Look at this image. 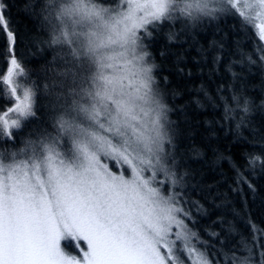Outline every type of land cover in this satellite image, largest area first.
Wrapping results in <instances>:
<instances>
[{"label":"snow or ice","instance_id":"1","mask_svg":"<svg viewBox=\"0 0 264 264\" xmlns=\"http://www.w3.org/2000/svg\"><path fill=\"white\" fill-rule=\"evenodd\" d=\"M41 11L62 63L42 85L51 97L46 126L30 132L23 147L0 152V264H220L217 254L224 264H256L257 249L264 264V228L250 220L251 239L236 244L231 225L203 240L186 223L190 213L172 190L181 183L170 150L172 109L145 43L165 22L195 25L228 12L264 41V0H120L115 7L46 0ZM0 31L7 56L0 85L14 101L0 111V140L15 143L36 118L41 85L17 59L18 33L3 11ZM220 99L227 119L235 109ZM231 101L249 111L246 97Z\"/></svg>","mask_w":264,"mask_h":264},{"label":"trees","instance_id":"2","mask_svg":"<svg viewBox=\"0 0 264 264\" xmlns=\"http://www.w3.org/2000/svg\"><path fill=\"white\" fill-rule=\"evenodd\" d=\"M96 2L115 7L120 0ZM45 3L0 0L4 6L0 11L10 29L18 33L15 55L30 80L41 85L36 118L26 124L15 143L0 140V151L23 147L30 132L46 126L51 97L42 85L52 80L62 62L61 50L48 43L51 29L41 11ZM145 43L157 65L154 74L164 102L172 109L170 150L176 160L173 171L181 180L172 190L182 195L178 206L190 213L186 223L203 240H210L211 233L222 232L229 225L237 232L231 237L232 244L241 236L251 239L249 220L264 228V61L260 60L264 53L258 51L264 47L263 41L238 14L228 12L195 25L184 20L165 22ZM5 49L0 31V76L7 67ZM249 57L255 63H250ZM205 92L213 98L211 102L206 101ZM233 94L241 97V104L245 97L250 101L247 113L236 108ZM221 96L235 109L227 119ZM13 103L6 86L0 85V111ZM253 157L262 159L250 163ZM158 179L166 180L163 175ZM211 243L216 249L221 247L214 238ZM217 256L224 264L223 257ZM255 261L259 264V249Z\"/></svg>","mask_w":264,"mask_h":264},{"label":"rangeland","instance_id":"3","mask_svg":"<svg viewBox=\"0 0 264 264\" xmlns=\"http://www.w3.org/2000/svg\"><path fill=\"white\" fill-rule=\"evenodd\" d=\"M263 43H264V41H263ZM0 152H2V151H0ZM105 162L109 163L110 167H112V165L114 163L113 161H110V160H105ZM114 170H116V169H114ZM62 246H65V250L68 251L70 254L78 255V253L75 251L74 247H72L71 245H64V242H62Z\"/></svg>","mask_w":264,"mask_h":264}]
</instances>
